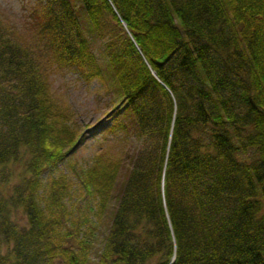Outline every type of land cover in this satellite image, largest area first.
I'll list each match as a JSON object with an SVG mask.
<instances>
[{
	"label": "trees",
	"instance_id": "obj_1",
	"mask_svg": "<svg viewBox=\"0 0 264 264\" xmlns=\"http://www.w3.org/2000/svg\"><path fill=\"white\" fill-rule=\"evenodd\" d=\"M31 16L35 41L0 20V168L20 165L0 264L88 261L66 175L41 178L77 141L46 63L112 81L110 127L136 139L73 170L108 218L97 264H264V0H39Z\"/></svg>",
	"mask_w": 264,
	"mask_h": 264
},
{
	"label": "rangeland",
	"instance_id": "obj_2",
	"mask_svg": "<svg viewBox=\"0 0 264 264\" xmlns=\"http://www.w3.org/2000/svg\"><path fill=\"white\" fill-rule=\"evenodd\" d=\"M38 1L0 0L2 25L21 39L35 41L31 11ZM100 45L99 36L90 42L98 64L104 56ZM46 73L50 92L77 133V141L58 164L42 170L41 178L45 180L49 175H66L69 191L65 203L70 210L69 219L78 217L82 221L79 229L91 243L86 264H97L100 237L107 228L108 218L104 212L98 211L94 194L83 191L73 170L78 166H86L96 152L124 154L136 144V139L121 129L110 127L121 102L118 101L112 81L106 76L92 75L84 78L75 67L54 63H46ZM19 169L17 163L11 172H8V165L0 168L1 192H9L12 183L17 180L16 172ZM120 178L121 173L117 183ZM22 221V217L17 219L18 223Z\"/></svg>",
	"mask_w": 264,
	"mask_h": 264
},
{
	"label": "water",
	"instance_id": "obj_3",
	"mask_svg": "<svg viewBox=\"0 0 264 264\" xmlns=\"http://www.w3.org/2000/svg\"><path fill=\"white\" fill-rule=\"evenodd\" d=\"M121 23L124 25V23L121 21ZM152 71V70H151ZM153 75L156 76V74L152 71Z\"/></svg>",
	"mask_w": 264,
	"mask_h": 264
}]
</instances>
